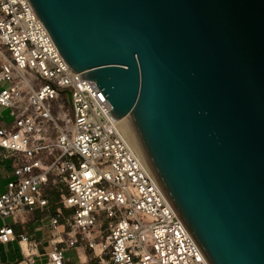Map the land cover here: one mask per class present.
<instances>
[{
  "label": "water",
  "instance_id": "water-1",
  "mask_svg": "<svg viewBox=\"0 0 264 264\" xmlns=\"http://www.w3.org/2000/svg\"><path fill=\"white\" fill-rule=\"evenodd\" d=\"M29 1L210 264H264V0Z\"/></svg>",
  "mask_w": 264,
  "mask_h": 264
},
{
  "label": "built area",
  "instance_id": "built-area-1",
  "mask_svg": "<svg viewBox=\"0 0 264 264\" xmlns=\"http://www.w3.org/2000/svg\"><path fill=\"white\" fill-rule=\"evenodd\" d=\"M80 74L29 0H0V246L18 244L15 264H70L78 249L80 264H210L103 89ZM36 214L49 220L40 234L23 226Z\"/></svg>",
  "mask_w": 264,
  "mask_h": 264
},
{
  "label": "rangeland",
  "instance_id": "rangeland-1",
  "mask_svg": "<svg viewBox=\"0 0 264 264\" xmlns=\"http://www.w3.org/2000/svg\"><path fill=\"white\" fill-rule=\"evenodd\" d=\"M56 113L59 115V117L61 118V122H63L64 124H67L66 120H65V116L68 114V108L66 106L65 109H59V110H55ZM7 172H10L9 168L7 167V171L4 170V168H0V173H1V176H0V193L4 190V177L7 175ZM55 194H58V193H55ZM55 194L53 196H55ZM59 200H60V197L59 199H55L53 198L52 200V203H51V210L53 212L56 211L58 205L59 206H62L61 204H59ZM63 207V206H62ZM65 213H69L70 210H65ZM8 222L11 221L12 219L11 218H7L6 219ZM48 218L44 215H40V214H36V217H35V221L34 222H31V223H27V224H24V228L25 229H28L29 231L31 230V232L33 233H37V229L40 231L41 227L43 226H47L48 225ZM37 226H39L38 228H36ZM0 249H3V246H0ZM7 252L10 253V260L12 258V254L15 255V253L17 254L18 252V244L17 243H14V244H9L7 245ZM66 256L68 258L71 259V263L70 264H80V261H79V258H78V255L76 253L75 250H71L69 252L66 253Z\"/></svg>",
  "mask_w": 264,
  "mask_h": 264
},
{
  "label": "bare ground",
  "instance_id": "bare-ground-1",
  "mask_svg": "<svg viewBox=\"0 0 264 264\" xmlns=\"http://www.w3.org/2000/svg\"><path fill=\"white\" fill-rule=\"evenodd\" d=\"M127 118L128 117H124L122 119H119V124L122 128V131H123V134L125 136V138L127 139V141L130 143V145L132 146V148L135 150V152L138 154V156L142 159V161L149 167L148 163L146 162L144 156L142 155L139 147L137 146V143L134 139V136L132 134V131L130 129V126L128 124V121H127ZM150 168V167H149ZM151 169V168H150ZM152 170V169H151ZM25 215L27 214H19L17 215V219L18 220H21L23 217H25Z\"/></svg>",
  "mask_w": 264,
  "mask_h": 264
},
{
  "label": "crops",
  "instance_id": "crops-1",
  "mask_svg": "<svg viewBox=\"0 0 264 264\" xmlns=\"http://www.w3.org/2000/svg\"><path fill=\"white\" fill-rule=\"evenodd\" d=\"M7 221V220H6ZM35 219L33 221H30L29 223L31 222H34ZM28 223V224H29ZM22 225H18V228H21ZM39 226H37L36 228H38ZM37 234H40L39 230L37 229ZM3 261H4V264H15L16 262H18L19 260V257H20V252L18 251L17 254L15 253V255L12 254V258L10 260V253L7 252V245H3ZM77 255H78V258H79V255L82 256L83 255V250L82 249H78V250H75ZM80 261V260H79ZM38 264H42V262H38Z\"/></svg>",
  "mask_w": 264,
  "mask_h": 264
},
{
  "label": "trees",
  "instance_id": "trees-1",
  "mask_svg": "<svg viewBox=\"0 0 264 264\" xmlns=\"http://www.w3.org/2000/svg\"><path fill=\"white\" fill-rule=\"evenodd\" d=\"M59 194H55V196H53V198H55V199H59Z\"/></svg>",
  "mask_w": 264,
  "mask_h": 264
}]
</instances>
